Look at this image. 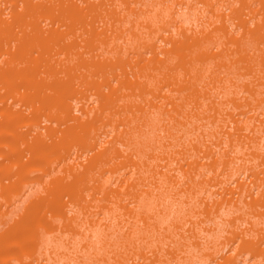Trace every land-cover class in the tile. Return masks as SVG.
I'll return each mask as SVG.
<instances>
[{
  "label": "rangeland",
  "instance_id": "rangeland-1",
  "mask_svg": "<svg viewBox=\"0 0 264 264\" xmlns=\"http://www.w3.org/2000/svg\"><path fill=\"white\" fill-rule=\"evenodd\" d=\"M0 264H264V0H0Z\"/></svg>",
  "mask_w": 264,
  "mask_h": 264
},
{
  "label": "bare ground",
  "instance_id": "bare-ground-1",
  "mask_svg": "<svg viewBox=\"0 0 264 264\" xmlns=\"http://www.w3.org/2000/svg\"><path fill=\"white\" fill-rule=\"evenodd\" d=\"M7 260V259H6ZM8 261V260H7Z\"/></svg>",
  "mask_w": 264,
  "mask_h": 264
}]
</instances>
